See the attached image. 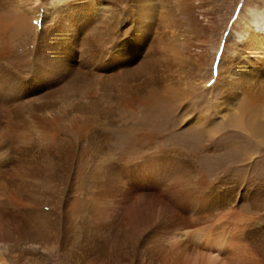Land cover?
<instances>
[{"label": "bare ground", "instance_id": "1", "mask_svg": "<svg viewBox=\"0 0 264 264\" xmlns=\"http://www.w3.org/2000/svg\"><path fill=\"white\" fill-rule=\"evenodd\" d=\"M43 1L0 0V59L9 60L12 65V68L0 66V128H5V131L0 136V145L4 146L6 143L4 141L6 140L7 142L9 140H24L26 135H22V131L27 127L26 124L30 123L47 140V144L43 148L30 146L23 149L11 150L13 161L17 167H20L21 170L26 171L30 175H37V173H40L36 168L37 164L45 161L47 166L43 167V171H48V174L51 171H55L61 176L75 170L73 177L79 178V185H83L79 194H85L86 199L79 197V200L75 203L69 204L67 202L69 205L65 208L64 206L67 205L65 204L63 207L65 208V214L68 216H70L69 213L73 215L78 211L79 215H82L80 221L81 231L85 238H89L93 247L91 253H88L89 250L87 249V253L90 255L87 259H85V256L83 262L85 264H103L110 260V263L107 264H111L114 261L115 264H135L133 257L136 256L138 259L137 264H149L147 256H157L153 264H253L249 256L247 257L242 254L235 258V251L242 252L244 250L243 244L252 239V236H247V233L251 232L250 230L245 231L242 227L241 229H234L228 226H222L223 228H218L219 226L214 227V229L231 232V235H227L229 233H226L227 236L223 237L220 236L224 231L216 232L213 229L205 232L206 235L201 232L203 230H197L198 228H193V232H188L187 227L196 224V220L199 217L202 218V215L198 216L200 213L209 212L204 208L219 204L215 207L216 210L219 209L221 206L220 198L218 194L214 193H212L209 200H205L200 196L199 193L202 190L198 189L203 187V185L200 187L198 186L199 182L198 184L197 182H191L190 176H187L189 174L185 170L186 167L181 168L177 166L173 155L171 156L166 153L172 162L162 159L156 153L143 156L140 159L137 158L138 160H133L134 162L119 160L117 161L118 163H113L105 161L100 168L94 165L87 166L85 164L86 155L83 152L82 142L88 130L92 128L89 125V119L82 118L79 121H71V127L75 131L78 140L70 139L61 124L63 121L61 115L43 116L40 112L33 109V105L29 101L32 94L40 91H44L45 95L54 93L66 95L68 91L79 90L80 83L87 80L88 75L94 76L98 70H103L105 67L109 68L110 65L107 59H115L117 57L120 59L114 61L111 65V69L114 68V71L111 70L110 72L112 73V77L123 74L121 80L113 79L117 83L116 94H118V97L123 102L140 101L142 104L149 106L157 103H174L178 98H182L181 100H183L184 92L180 90L181 88L167 89V85H162V83L157 87L156 82L159 78L157 73H160L161 76L164 75L166 72H169L172 64L170 63L167 66L164 64L163 67L162 61H157V64L150 62L149 58H146L152 53L142 55V58L145 57V61L144 59L141 61L145 63L141 70L145 75L147 74L146 77L141 79L127 74L129 71L127 67L137 57L136 55L130 56L131 49L137 43L145 45L151 39L153 34L151 24L153 21L147 19L152 16L149 11L152 12L155 8L151 9L149 5L145 7L137 3V10L135 8L136 21L132 19L137 25L134 23L136 27L133 29L137 32L143 31L141 33L142 39L134 36L129 37L125 42L127 47L120 43V47L116 50V55L109 56L110 53L107 49H103V52L98 51L99 53L92 52L93 50L88 47V44L95 40L103 43L106 39L108 41V37H115L113 33L118 34L119 30L122 31L118 25L119 23H124L125 18L120 17L119 20L113 17L111 23L107 19V12L110 11L112 13V10L109 9L110 5L113 8L118 6L116 13L122 16L121 5L124 3L125 8L128 9L127 7L129 6L126 5L128 0H77L82 1V4H79L78 8H75V5H73L68 10H65L68 8L65 0L57 11H53L48 6L45 8V6L43 13L40 14L35 6V2L46 5L45 3L43 4ZM68 1L70 2V0ZM171 1H173L172 9L175 8L176 11H179L181 16L178 15L188 27L200 25V27L208 28L210 21L212 22L207 16L210 12L198 11V15L196 14V8L202 6V3H197L200 6L196 7L195 4H189L190 0ZM39 3L38 5H40ZM245 7L249 15L246 26L237 33L232 43L233 46L222 53L227 58L226 61L222 59L219 64L220 72L226 71L225 79L227 85L229 88L236 90L239 88L236 87V82H252L258 73L264 72V6L251 3ZM169 15L164 12L162 19L160 18L162 24L171 21ZM131 27L132 25L124 26V29H126L124 31L131 30ZM165 27V25H162L161 29L163 31L161 32L160 29L157 31V43L166 34ZM106 31H109V34H113V36L106 37L103 35ZM94 37L95 39H93ZM81 42L83 48H79ZM122 42H124L123 38ZM175 47H173V51L175 54H178L177 51L179 52L181 46L178 45V49H175ZM168 50L169 48L165 49V52ZM202 53L204 54V49L201 50L200 55ZM240 54L247 56L244 59L246 63L243 65L240 64L242 58ZM151 58L154 57L151 55ZM158 62L160 63L159 65ZM86 85L83 93L85 97H90L93 93V87L89 86L88 83ZM250 88L252 89H249V86L244 84L239 92L241 104L244 108L256 105L257 95L253 92L254 87ZM47 91H51V93H47ZM97 104L96 101L89 100L87 107L94 108ZM89 144L88 146L98 150L97 141L90 142ZM165 165H167L168 171ZM43 175L45 178H48L46 174L43 173ZM154 183L158 184L155 185ZM140 185L143 188L134 192L133 189ZM194 185L196 186L194 187ZM244 191L248 192L250 189L244 187L242 191L237 194L234 193V200H240L243 197L241 193L244 194ZM119 197L121 198L117 200ZM109 198H111L110 203ZM5 202H8L18 212H15L16 218L10 219V215L3 212L2 207H0L1 264L4 263L2 256L5 255V251L9 246V240L30 243L40 238L42 239L48 233L51 226L58 231L64 229V225L62 224L64 214L59 213L51 219H46L47 216L45 217L44 214L39 213L40 209L37 208L38 203L35 200H29L26 196L19 195L18 193H10V195H6ZM3 203L2 201L0 205H3ZM228 204L226 205L228 206ZM233 204L236 205V202ZM105 213H107V219L104 217ZM221 214L224 213L221 212ZM175 216H182L181 218L185 221L179 224H184L187 227L180 230L181 232L177 231V235L181 239L172 244V246L169 245L170 247L166 254L163 252L164 250L160 249L157 252L158 255H155L147 245H142V241L145 238L144 235L151 234L153 232L151 230L156 228L155 226L159 227L160 224H157L160 220H171ZM231 223L229 222V224ZM234 223L231 225L234 226ZM235 225L236 227H240L237 223ZM115 230H117V235H114L116 233ZM235 232L238 233L239 237L234 236ZM190 233L193 235L191 236ZM203 235L206 236V238L204 237L206 243L203 240L202 242L200 241L201 243L199 242L200 244L197 243ZM236 238H239V241H241L240 239L244 241L236 242ZM158 239L157 241L160 242ZM107 243H110V248L106 246ZM111 244H115V246ZM128 245L130 248H128ZM79 252L81 253V251ZM117 254L121 258H118ZM113 256L115 259H113Z\"/></svg>", "mask_w": 264, "mask_h": 264}, {"label": "rangeland", "instance_id": "2", "mask_svg": "<svg viewBox=\"0 0 264 264\" xmlns=\"http://www.w3.org/2000/svg\"><path fill=\"white\" fill-rule=\"evenodd\" d=\"M47 1H43V4L45 3L46 5L35 2L40 14L43 13L45 6V8L48 6L53 11H57L65 0ZM60 1L62 2L60 3ZM82 1L70 0L69 2L66 0L68 8L65 10L71 9L73 5L78 8ZM137 3L145 7L149 5L151 9L155 8H153L155 11L152 10L153 14L149 11L152 16L147 19L153 21L151 24L153 34L147 42L148 45L146 43V46L137 43L131 49L130 56L136 55L137 57L127 67L129 68L127 74L141 79L146 77L147 74L145 75L141 70L145 63L141 61L145 58H142V55L152 53L146 58H149L150 62L157 64V61H162L163 67L164 64L166 66L170 63L172 64L169 72L162 76L157 73L159 76L156 82L157 87L162 83V85H167V89L181 88L180 90L184 92L183 100L178 98L177 101L172 102L173 104L157 103L149 106L142 104L140 101L123 102L116 94L117 83L113 81V79L121 80L123 74H116L115 78L112 77L110 72L111 70L114 71V68L111 69L114 61L120 59L117 57L115 59H107L110 65L109 68L105 67L103 70H98L99 72H95L94 76L88 75L86 82L80 83L79 90L68 91L66 95L58 93L45 95L44 91H40L36 92L37 94H32L29 101L33 105V109L40 112L43 116L61 115L63 120L61 124L70 139L78 140L75 131L71 127V121H79L82 118L89 119V125L92 128L88 130L82 142L83 152L86 155L85 164L87 166L94 165L100 168L105 161L113 163H118L117 161L119 160L134 162L143 156L156 153L162 159L172 162L167 157V153L174 156L177 166L186 167L185 170L189 174L187 176H190L191 182H197V184L199 182L198 186L200 187L203 185L204 188L198 189L202 190L199 193L200 196L205 200H209L212 193L218 194L221 206L217 210L215 207L219 204L204 208L209 212H202L198 215H202V218L199 217L196 220L198 225L194 224L191 227H187L184 224H179L185 220L181 218L182 216H175L171 220H160L157 224H160V229L155 226L156 228L151 230L153 231L151 234H145L147 238L144 235L145 238L142 241V245H147L155 255H158L157 252L160 249L164 250L163 252L166 254L170 247L169 245L172 246V244L181 239H179L177 231L181 232L180 230L185 227H187L188 232H193L192 230L197 228V230H203L201 232L204 235H206L205 232L211 229L216 232L224 231L220 237L225 236L226 233L231 235V232L214 229V227L223 228L222 226H228L234 229H241L242 227L245 231H251L247 233V236H252V239L246 242V245L243 244L244 250L242 252L235 251V258L243 254L247 257L249 256L253 264H264V72L258 73L252 82H236V87H239L236 90L229 88L225 79L226 71L220 72L219 68L221 60L225 59L226 61L227 59L222 53L233 46L232 43L237 33L246 26L249 15L245 6L251 3L264 6V0H190L189 4H195L196 7L202 3L203 8H201L202 6L196 8L195 12H197V15L198 11L210 12L207 15L212 20L209 23V29L200 27V25L189 27L185 25L183 20H181L179 11H176L175 8L172 9L173 1L171 0H128L126 4L129 6L127 7L128 9L125 8L124 3L121 5L122 16L116 13L118 6L113 8L110 5L109 9L112 10V13L110 11L107 12V19L112 23L113 17L116 19L124 17V23H119L118 25L122 31L119 30L120 33L118 32V34L113 33L115 37L113 34L110 35L109 31H106L108 35L106 32L103 33L106 37L113 36L114 39L108 37V41L106 39L103 43L97 40L93 41L94 43H89L88 47L93 50L92 52H103L107 49L110 53L109 56L116 55V50L120 47V43L126 46L125 42L129 37L134 36L142 39L141 33L143 31L137 32L133 29L137 25L135 22ZM164 12L170 14L171 21L162 24L160 20ZM132 19H135V21ZM160 24L161 26H166L164 28L166 34L164 33L165 35L157 43V31L159 29L161 32L163 31ZM126 25H132L131 30L124 31L126 30L124 29ZM203 29L206 30L204 31ZM121 34L123 35L121 36ZM95 37L97 38V36ZM122 38L124 42H122ZM111 39L112 41H110ZM178 45L181 46V49L179 52L176 50L178 54H175L173 47L178 49ZM79 48H83L82 42L79 44ZM168 48L169 50L165 52V49ZM202 49H204V54L200 55ZM151 55L154 58H151ZM240 56L244 57L240 60V64L243 65L246 63L244 59L247 56L244 54H240ZM0 66L12 68L11 62L5 59H0ZM56 69L58 70L57 66ZM97 75H99V78ZM256 80L258 81L256 82ZM87 83L93 87V93L90 97H85L83 93ZM244 84L248 85L249 89L254 87L253 92L257 95L255 106L246 108L242 106L239 92ZM48 92L51 93V91ZM89 100L96 101L98 103L97 106L94 108L87 107ZM32 125L30 123L26 124L27 127L22 131V135H26L24 140H9V142L6 140L4 143L6 142L7 144L3 143L4 146L0 145V201L4 202L0 207H2L3 212L10 215V219L16 218L15 212L17 210L5 200L6 195L18 193L26 196L29 200H35L38 203V207H36L40 209V212H38L44 214L45 217L47 216L46 219H51L59 213L64 214L62 219L64 229L58 231L51 226L48 233L35 242L22 243L21 241L14 242L9 240V246L5 251V255L2 256L4 259L2 264H85L83 259L85 256V259L88 258L90 255L88 253L92 252L93 247L89 238H85L81 231L80 221L82 215H79V211L73 215L68 212L70 216L64 212L65 208L69 204L78 201L79 197L86 199L85 194H79L83 185H79V178L73 177L75 170L66 174L62 173L63 175L61 176L55 171H51L48 174V171H43V167L47 166L45 161H43L36 166L40 173L30 175L26 171L21 170L20 167H17L13 161L12 151L15 149H23L30 146L43 148L46 146L47 140ZM3 131H5V128H0V136ZM94 131L97 132L94 133ZM94 141L98 143V150L88 146L90 142ZM166 170L168 171V167ZM43 173L48 178H45ZM200 179L203 181L201 182ZM244 187L249 188L250 191H244V194L241 193L243 197L235 201L234 195L242 191ZM142 188V185H140L133 191L137 192ZM229 194H233V196L231 197ZM110 202L111 198H109ZM235 202L236 205L233 204ZM222 204H225V206ZM221 212L224 214H221ZM105 214L104 217L107 219V213ZM229 222L231 224L235 222L240 227H236L235 223L232 226ZM115 232L114 235H117V230ZM190 234L191 236L193 235L192 233ZM204 235L202 236L203 239L201 237L199 241L197 240V243L202 242V240L206 243V236ZM234 236L239 237L237 232L234 233ZM238 239L236 238V242L244 241L243 239H240L241 241ZM155 243L156 245H154ZM111 245L115 246V244ZM157 245H160L159 248ZM106 246L110 248V243H107ZM128 248H130L129 245ZM87 249L89 250L88 253ZM147 257L149 264H153L157 259V256ZM118 258H121L120 255ZM113 259H115L114 256ZM133 259V262L137 264V257L135 256ZM105 263H110V260ZM111 264H115V261Z\"/></svg>", "mask_w": 264, "mask_h": 264}]
</instances>
